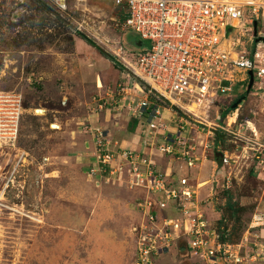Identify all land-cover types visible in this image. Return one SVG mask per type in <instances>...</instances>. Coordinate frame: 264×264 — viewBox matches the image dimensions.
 <instances>
[{"label": "rangeland", "instance_id": "rangeland-1", "mask_svg": "<svg viewBox=\"0 0 264 264\" xmlns=\"http://www.w3.org/2000/svg\"><path fill=\"white\" fill-rule=\"evenodd\" d=\"M47 5L45 0H0V95L16 92L23 96L15 146L0 145V191L14 169L16 155L27 153V161L18 166L14 184L0 206V264H134L150 211L158 218L174 217V207L159 210L155 201L148 206L150 197L161 196L151 195L155 191L149 195L144 188L135 189L126 166L118 180L121 173H117L120 164L116 161L109 164L111 172L116 169L113 174L93 173L90 167L94 160L98 169L97 143L95 148L86 144L92 141V135L101 137L105 128L95 129L87 120H80L63 125L62 130L55 117L79 115V109H92L102 97L97 95L94 100L97 92L90 85L100 53L109 52L120 40L127 57L133 60L132 54L149 50L151 42L142 41L133 31L121 30L123 15L108 1H90L84 10L71 16ZM122 68L130 74L132 83L125 87L132 89L137 81L147 93L149 86L123 63ZM246 86L235 84L229 95L217 98L216 106L194 109L199 117H185L189 124L182 131L198 132L200 141L212 144L215 136L205 134L226 132L220 127L235 124L233 118L237 122L236 127L232 125L235 131L238 124L244 125L241 134L229 138L236 142L227 140L225 145L232 142L247 157H236L227 181L221 176L225 166H220L215 176L203 169L199 175L211 182L199 187L197 193L219 241L240 244L249 238V245L240 253L250 258L258 249L254 242L264 246V175L250 149L264 145V98L261 93L255 94V88L246 93ZM243 95L244 102L238 104ZM158 101L165 109H161L156 131L172 132L176 139L182 114ZM148 121L144 119L146 125ZM103 137L111 150L134 151L129 145L121 148L117 141ZM140 202L146 206L140 207ZM184 249L185 244L177 240L156 258V264H203ZM243 264H264V257L254 262L247 259Z\"/></svg>", "mask_w": 264, "mask_h": 264}, {"label": "built area", "instance_id": "built-area-1", "mask_svg": "<svg viewBox=\"0 0 264 264\" xmlns=\"http://www.w3.org/2000/svg\"><path fill=\"white\" fill-rule=\"evenodd\" d=\"M45 1L61 14L71 16V13L84 10L93 0ZM102 1L110 2L123 15L121 30L133 31L142 41L151 42L149 50L143 49L138 54H132L133 60L122 59L125 66L149 86L147 93L142 88H136L145 96L131 109L132 115L142 122L147 147L151 148L156 144L158 135L155 120H161V109H165L159 99L168 103L170 109L182 114L177 135L181 137L185 133L182 130L189 124L185 117L198 118L194 109L216 106L217 98L229 95L235 84L247 83L249 86L250 72L254 74L252 89L255 88V94L261 93L264 98V0ZM116 45L119 52L127 57L128 53L122 44L118 42ZM124 88L126 87L120 89L123 91ZM241 101L243 103L244 99ZM114 102L101 97L97 103L99 110H102L115 105ZM22 114L21 94L13 92L0 95L1 146H15ZM144 119L149 120L147 125ZM235 123L237 125L236 121ZM243 126L242 123L238 124L237 132H242ZM250 132L257 135L255 130L251 129ZM168 134L170 135L164 136L158 150L171 155V142L174 143L175 137L172 132ZM95 138L98 169L94 167V160L90 167L93 173L98 171L113 174L116 169L111 172L113 167L109 164L116 161L120 164L117 173H121L118 180L122 177V167L126 166L134 188H144L149 193L155 191L151 195L161 196L160 199L150 197L148 206L152 207L155 201L159 210H166L171 205L176 212L174 217L158 218L156 212L150 211V225L147 222L144 226L147 231L143 230L140 235L134 264H156V258L167 252L177 240L185 244L184 250L191 257L203 264H243L247 259L254 262L264 257L261 242H254V247L258 249L252 251L254 254L250 258H245L240 251L247 248L249 238L240 244L219 241L216 229L206 217L205 204L198 200L197 189L193 184L189 185L187 178H169L157 170L156 162L150 155L136 150L117 152L110 149L103 134L101 137L96 134ZM256 145L258 147L250 149L259 167L264 165V145ZM203 146L205 149L212 148L207 142ZM194 149V146L186 144L182 153L181 160L188 167L198 161L194 156ZM26 154L20 151L16 155L14 169L6 177L0 191V206H3L2 200L7 189L14 184L13 178L18 166L27 161ZM236 159L223 155L220 161L228 170L225 174L226 181L231 178L229 169L232 163H237ZM210 201L209 198L208 202ZM139 206L145 207L146 203L140 202ZM156 207L154 211H157ZM260 250H263V255H255Z\"/></svg>", "mask_w": 264, "mask_h": 264}, {"label": "crops", "instance_id": "crops-1", "mask_svg": "<svg viewBox=\"0 0 264 264\" xmlns=\"http://www.w3.org/2000/svg\"><path fill=\"white\" fill-rule=\"evenodd\" d=\"M117 42H120V40H118ZM117 46L118 45H115L114 47L112 46L111 50L105 53L114 57V59L121 65V67H117L114 61L100 53L98 56L99 59L97 60V64H95L96 75L92 76L90 80L91 87L94 89V91L97 92V94L94 96V100L97 98V95H102V97L108 99L109 102L115 101V105L109 106L111 108L106 107L102 109V111L98 110L99 105L97 102H94L97 106L94 105L92 109L87 111L81 108L79 109V115L63 118L55 117L60 122L59 129L63 130V125H67L69 122L72 123L74 121L77 124L78 122H80V120H87V123L92 124V128L95 129H101L102 127H104L105 130H102V132H104L103 136H106V138L111 139L112 142L117 141L120 144L121 148L129 145L130 149L150 155L152 159L156 162L157 170L162 174H165L166 176H170V178H189L190 181L193 183V186H195V188L197 189V192L199 187H202L211 182V180L207 179L206 176L199 175L200 172H202L203 169H207V171L209 169L211 171V174H214L215 176L217 174L218 168L222 166L220 163V157H217V154H221L222 156L226 155L233 159H235L236 157H247L244 152H241L239 147L236 146L234 148V146H232V142H229L230 144L225 145L227 140L233 141L234 143L236 142L234 140H229V138H232V135L236 137L235 135L241 134V132L235 131L234 127L232 126L234 125L236 127V120L233 118V113L229 115V118H233L235 124H227L225 128L220 127L223 131L225 130L226 132H209L208 135L205 134V136L207 137H210V135L215 136V141L210 144L212 148H204L203 144L205 142L208 143L209 141H200L201 136H198V132H185L184 134H181V137L176 136V139L172 144L173 154L167 155L166 157H161L158 156V154H161L160 152L158 153V146L163 143V137L168 135L169 132L158 131V136L156 137V144L151 148L147 147L146 142L144 140V129H142L143 127L141 125L142 122L136 117H134L131 111V109L135 107L138 101L144 99L143 96L139 97L140 93L136 90V88L142 87H140L139 83L136 81L133 83L134 87L132 89L129 87L124 88L123 91L120 89L121 87H125L126 85L130 86L132 83L130 74L122 68V59H125L127 61H130V59L125 55L123 56L117 49ZM103 62L105 63L102 64ZM123 65L125 66L124 63ZM132 94L136 95L137 98H135ZM79 104H81V102H79ZM82 105L83 104H81V106ZM215 108L217 109L218 114L221 113V110L218 107ZM158 121L159 120H155V123H157ZM53 128H56V126H53ZM185 143L197 148L194 149V156L195 158H198V161L192 167H188L181 160L182 153L186 148ZM95 144V137L92 135V141H89V143L87 142L86 146L90 148H95ZM214 145H216L215 149L213 148ZM115 166H117V164H115ZM257 168H261L260 174L264 175V165L259 166ZM226 172H228L227 169L223 172V175L221 176H225ZM138 188L140 187H135V189ZM146 192L149 195L151 194L147 190ZM171 213L172 215H176V212L174 211H172Z\"/></svg>", "mask_w": 264, "mask_h": 264}, {"label": "water", "instance_id": "water-1", "mask_svg": "<svg viewBox=\"0 0 264 264\" xmlns=\"http://www.w3.org/2000/svg\"><path fill=\"white\" fill-rule=\"evenodd\" d=\"M256 25L257 24H255V30H256ZM255 34H256V32H255ZM140 45H142V42L140 43ZM249 75H250V81H249V86H248V93H250L251 92V90H252V88H253V85H254V74H253V72H250L249 73ZM242 101L241 100H239L237 103L239 104V103H241ZM218 156L217 157H220V160L222 159V155L221 154H217Z\"/></svg>", "mask_w": 264, "mask_h": 264}, {"label": "trees", "instance_id": "trees-1", "mask_svg": "<svg viewBox=\"0 0 264 264\" xmlns=\"http://www.w3.org/2000/svg\"><path fill=\"white\" fill-rule=\"evenodd\" d=\"M48 6V5H47ZM48 7H50V6H48ZM52 7V6H51ZM53 8V7H52ZM124 19V18H123ZM101 54H103V55H105L107 58H109V59H111L112 61H114L115 62V65L117 66V67H121V65L114 59V57H112L111 55H109V54H106L105 52H103V53H101ZM243 99H245V96H242L241 98H240V100H243ZM238 102V101H237Z\"/></svg>", "mask_w": 264, "mask_h": 264}, {"label": "bare ground", "instance_id": "bare-ground-1", "mask_svg": "<svg viewBox=\"0 0 264 264\" xmlns=\"http://www.w3.org/2000/svg\"><path fill=\"white\" fill-rule=\"evenodd\" d=\"M37 112H39L40 113V111H37ZM248 124H249V128H253V124L250 122V121H248Z\"/></svg>", "mask_w": 264, "mask_h": 264}]
</instances>
